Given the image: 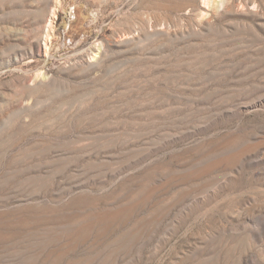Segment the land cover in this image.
<instances>
[{"label":"rangeland","instance_id":"1","mask_svg":"<svg viewBox=\"0 0 264 264\" xmlns=\"http://www.w3.org/2000/svg\"><path fill=\"white\" fill-rule=\"evenodd\" d=\"M0 264H264V0H0Z\"/></svg>","mask_w":264,"mask_h":264}]
</instances>
